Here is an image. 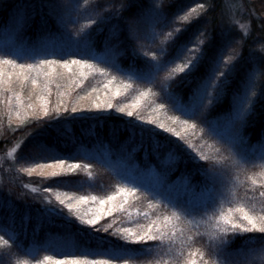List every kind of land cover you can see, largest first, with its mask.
<instances>
[{
  "label": "trees",
  "instance_id": "trees-1",
  "mask_svg": "<svg viewBox=\"0 0 264 264\" xmlns=\"http://www.w3.org/2000/svg\"><path fill=\"white\" fill-rule=\"evenodd\" d=\"M249 1L255 15L248 34L240 35L223 18L224 0H0V61L16 62L0 63V158L20 142L11 180L17 185L3 182L0 188V237L7 241L0 239V264L48 256L112 264H264V233L258 230L229 232V254L214 251L223 235L214 217L241 205L255 213L264 211V151L259 152L264 147V54L259 47L264 48V0ZM199 3L205 5L203 13L189 16ZM99 18L103 21L96 25L82 26ZM201 45L209 55L198 70L178 73L179 65L197 56ZM185 46L187 50L178 54ZM73 59L89 64L71 65V70L63 64H39ZM152 66L159 71L147 79L137 76V71ZM221 72L227 80L225 89L218 91ZM256 74L258 93L248 111L236 116L237 99ZM206 85L204 106L197 110L192 95ZM8 92L19 97L13 106L21 103V109L28 110L38 98L45 107L11 119ZM170 94L181 98L184 110H178ZM158 111L172 114L158 122L150 118ZM193 122L203 132L193 130ZM227 126L239 139L230 142L219 133ZM81 149L108 151L112 158L126 161L137 178L147 177L159 196L169 193L158 200L146 190L138 191L157 204L156 210L177 213L179 223H170L165 213L159 221L154 208L149 214L128 213L124 207L89 225L66 205L57 203L52 211L25 195L27 184L39 185L42 192L52 188L106 195L119 182L117 172ZM49 152L81 163L50 178L22 174L23 164ZM126 226L146 227L155 238L129 240ZM55 240L69 241L73 252L50 254L51 245L44 244ZM111 249L118 255H109Z\"/></svg>",
  "mask_w": 264,
  "mask_h": 264
},
{
  "label": "rangeland",
  "instance_id": "rangeland-1",
  "mask_svg": "<svg viewBox=\"0 0 264 264\" xmlns=\"http://www.w3.org/2000/svg\"><path fill=\"white\" fill-rule=\"evenodd\" d=\"M111 1V0H109ZM112 2H108V4L106 5L107 7H109L111 5ZM151 3H154V0H151ZM205 5L204 4H197L196 6L193 7V9H191V11L188 13L189 16L192 14H199V13H203ZM224 8H225V12L223 13V18L226 20L227 25L234 28V30H236L237 32L242 33L243 35H247L248 31L250 29V25H251V18H252V14L255 15V11L254 8L251 4V2L249 0H224ZM100 20V21H99ZM99 20L97 19H91L88 20L86 22H84L82 24V26L84 25H88V26H92V25H96L99 22L103 21L101 18H99ZM241 35V34H240ZM173 36V35H172ZM259 47H261L262 49V53L264 54V48L260 45ZM146 54H149L147 51H145ZM197 54L200 52V49H197ZM196 57L195 55H191L189 57V59L186 60V62H188L190 59H194ZM5 61V62H4ZM4 61H0L1 65L4 66H8V60H4ZM185 62V63H186ZM184 63L182 62L179 65V68L183 65ZM0 65V66H1ZM4 69V68H2ZM5 70H9V69H5ZM50 70L52 72H56L55 68L51 67ZM2 71V70H1ZM12 72V71H11ZM10 72V73H11ZM3 72H1L2 74ZM179 73V71H178ZM257 75L256 74L253 78L250 79L249 83L247 84V86L244 89V93L243 95H241L238 99H237V107L235 110V114L236 116H241L243 114H245V112L248 111L249 109V105L252 102V100H254V98L257 95V88H256V81H257ZM9 80L7 79L6 81L2 82V85H4L5 83H8ZM216 83H218L216 81ZM1 85V86H2ZM10 86V84H9ZM207 89L208 85L203 86V89ZM6 91H8V85L7 87H5ZM203 89L201 92H203ZM22 94L20 93V96ZM13 94L8 92L6 97L7 100L11 101L10 106L7 108V113L9 114L11 119H19L18 115H20V113H24V112H28V111H33V112H39V111H43L44 107H45V103L36 98V105L35 106H30V108L26 109H21V103L20 105H18L19 103H17L16 106H13L16 102V100L19 98L17 96V98L12 97ZM13 98V99H12ZM251 99V101H250ZM18 101V100H17ZM250 101V102H249ZM249 103V105H248ZM20 106V107H19ZM18 110H16V108H18ZM172 112H162V111H158L156 113V115L154 114H150V118H159L158 122L160 121V119H168L170 118ZM173 123L175 126H177L178 128H180L179 125V120H177L176 118L172 119ZM194 123V124H193ZM191 123L193 130H195L196 132H198V130H196V128L199 129L200 132H203L201 127H198L195 122ZM181 124V123H180ZM190 124V126H191ZM192 130V131H193ZM219 133H221L223 136L229 137L232 133H231V129L229 126H227L225 129L222 130L219 129ZM199 133V132H198ZM20 142L11 145L7 148V150L3 153L4 156H2L0 158V188L3 185V182L6 185H10V182L13 185H17L15 184V182H12L11 180L15 181V178H13L12 176H14L13 173H16L17 168L15 169V165H14V160L16 159L17 156V151L19 148ZM261 149L259 150V152L264 151V147H260ZM82 150V149H81ZM83 153H86V155L88 157H90L91 159H96L98 161H100L101 163L105 164L106 166L110 167L113 171H115V173L117 172V176L119 178V182L118 183H113L112 187L109 189V191L107 192L106 195L104 196H94L88 193H82V194H69L66 192H61V191H56L52 188L51 191L48 190H44L43 192L40 190V186L39 185H33V184H27L25 185L28 189L27 191L24 190L25 195L31 197V200H39L42 203V206L44 207L45 205L52 210L55 211L56 205L61 204L60 201H64L63 205L67 206L69 203H71L73 205V207L71 208V210L76 214V216H79L80 219L87 223V221L89 219H93L95 218V216L99 215V219L96 220L95 224L92 225H97L99 222L106 220L108 217L110 218L111 214H113L115 211L117 210H122L124 207H127V212L131 213V212H139L142 211V213L144 212H149L150 209L154 208L155 212H157L158 214H155V218L158 219L160 221L161 219V215L164 214L165 217H169V221L170 223H179L180 221V217L177 213H167L164 212L162 210L158 211L156 210V206L157 204H155L154 202H151L148 198H146V196H144L143 194H141L139 191V189L141 190H146V192L151 193L154 197H156L158 200L160 199V196L162 197H166L168 198L170 196L169 193H160L159 194L156 192V190H154L152 185H148L147 181L149 182L148 178H137L133 173L132 170L129 168V166L126 163V161H122L120 159H114L110 156V153H108V151H103V153H99L95 150H82ZM58 159H62L65 161V163L63 165L57 164L55 161ZM124 162V163H123ZM81 162L78 160H65L63 158H61V155L55 153V152H49L47 154H44L41 158H37V159H32L30 162L23 164V168H22V174L25 175H29V176H37L39 178H50L53 176H56L60 173H69L70 171H73L74 168H77L79 166ZM72 165H77L76 167H71ZM87 167H89V165H86ZM14 170V171H13ZM257 175V174H256ZM264 175V174H263ZM158 180V179H157ZM10 181V182H9ZM160 181V180H158ZM156 181H153V183ZM150 183V182H149ZM157 185V184H155ZM20 186V185H18ZM15 187V186H14ZM170 188L173 187V185L169 186ZM12 189L15 188H8L9 191H11ZM132 189H135V191H132ZM183 190V188L181 189ZM8 191V193H10ZM18 193V192H17ZM43 196V198H42ZM57 197H59V200L57 199ZM81 197H88L87 200H81ZM93 197H95V199H93ZM109 197H112V199H108ZM190 200V199H189ZM101 201H104V203L102 204ZM34 202V201H32ZM59 203V204H57ZM196 203H199V201H196ZM151 210V211H154ZM264 212V211H263ZM226 214V211L224 212ZM149 214H151V212H149ZM229 214V213H227ZM220 215V214H219ZM218 215V217H219ZM163 219V218H162ZM171 220H173L174 222H172ZM216 222H221V221H217ZM88 224V223H87ZM109 225H107L105 228H108ZM167 226H170L167 224ZM175 227H177L176 225H174ZM128 227L127 230V234L124 235L126 236L129 240H135L132 238V235L134 233H139V234H143L146 231V227H140L137 228V226H134V229ZM130 228V229H129ZM109 229V228H108ZM178 229L179 226H178ZM158 230L160 231L161 228H158ZM175 230H173V232H175ZM181 231V230H179ZM152 236V235H151ZM158 238V236H157ZM1 240H4L2 237H0ZM7 241L4 240L3 243H6ZM51 245V251L50 254L53 253H58L59 254H68V253H72L74 248L71 246V243L69 241H59V240H55L52 242H48L46 244H44L45 246ZM32 250V254H34L36 252V246H33L31 248ZM106 253V252H105ZM107 254V253H106ZM109 255L115 256L118 255V251L111 249L108 251ZM51 257V256H48ZM46 258V257H45ZM45 258H40L39 259H34V260H17L15 262V264H55L56 259H45ZM89 261H100V260H89ZM102 261V260H101ZM123 264H132V263H123ZM136 264V263H133ZM139 264H145V263H139Z\"/></svg>",
  "mask_w": 264,
  "mask_h": 264
},
{
  "label": "snow or ice",
  "instance_id": "snow-or-ice-1",
  "mask_svg": "<svg viewBox=\"0 0 264 264\" xmlns=\"http://www.w3.org/2000/svg\"><path fill=\"white\" fill-rule=\"evenodd\" d=\"M128 5H122L123 7H127ZM129 28L131 29V25H129ZM208 43H211V39L208 40ZM187 50L186 46L184 48H181L178 50V54H182L183 51ZM195 50V49H194ZM209 55L208 50L201 45V51L197 54V56L194 59L189 60L188 62L184 63L178 71H183L186 74L195 73L198 70V67L201 63V61ZM255 55V53H253ZM9 64H15L16 62L14 60L7 61ZM63 64L64 67L69 68L71 70V65H85L89 64V61L87 60H56V61H49V60H41L39 61L40 65H51V64ZM37 65L36 67H38ZM21 68H33V65H20ZM103 71V70H102ZM155 71H159V66H152L149 67L146 70L143 71H137V76L141 79H147L151 77L152 73ZM220 81H219V89L218 91H222L225 89L226 86V80H227V74L221 72L220 73ZM35 83V81H33ZM207 95V89H203V92L198 90L196 93H193L192 95V103L195 105V108L198 110L204 106V99ZM170 99H172L173 104L178 108V110H184V106L182 103V100L179 96H176L175 94H170ZM94 107L97 109L101 108V105L98 103L94 104ZM107 107H111L110 104L107 105ZM75 110V109H74ZM123 111V110H121ZM128 115H131V113H128ZM184 124H188V121H184ZM161 128L164 127L163 124L160 125ZM169 132L174 131V129L169 128ZM176 135L179 136L180 133L176 132ZM230 142H234L237 139H239L238 133H233L228 137ZM207 159V157H205ZM57 164L63 165L65 163L64 160L58 159L55 161ZM77 165H72L71 167H76ZM262 187H264V184H262ZM51 191V189H49ZM132 191H135V189H132ZM261 196H264V192L260 193ZM59 200V197H57ZM81 200H87L88 197H81ZM95 199V197H93ZM108 199H112V197H109ZM61 204L64 203V201H60ZM103 204L104 201H101ZM69 209L73 207L71 203L67 205ZM229 214H225L224 212H221L219 217H214L217 221L222 220L223 224L216 223L215 227L219 229V232L222 233L219 237L218 242L215 244L214 251L217 255L226 256L229 254L230 249L228 246V240H227V233L233 232V231H242V232H249V231H255L258 230L261 233H264V212L261 213H255L253 211L245 209L242 205L238 206L234 209L230 208L228 210ZM231 213H238V216L230 215ZM99 219V215L95 216L93 219H89L87 223L89 225L95 224L96 220ZM149 229H151L152 225L148 226ZM132 238L136 241L140 240H147V239H153L154 236H151L148 232H145L143 234L134 233L132 235ZM201 256L204 255V253H200ZM45 259H53L52 257H46ZM55 264H112V262L109 261H89L87 257H76V256H67L63 260H56ZM189 264H195V261H190ZM203 264H207V261H204Z\"/></svg>",
  "mask_w": 264,
  "mask_h": 264
}]
</instances>
